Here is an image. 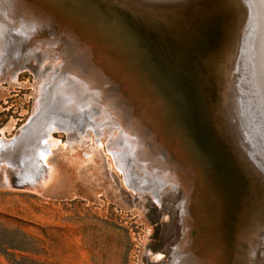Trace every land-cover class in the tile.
<instances>
[{
	"label": "bare ground",
	"instance_id": "6f19581e",
	"mask_svg": "<svg viewBox=\"0 0 264 264\" xmlns=\"http://www.w3.org/2000/svg\"><path fill=\"white\" fill-rule=\"evenodd\" d=\"M100 1L105 9L109 8L108 1ZM28 2L0 0V64L17 77L38 51L57 59L58 70L50 77L52 93H48L47 98V113L54 116L48 121L49 131L44 137L67 129L66 122L76 112L80 117L79 126L88 120V126L97 130L98 125L103 124L100 121H105L118 129L119 134L108 151L130 189L138 194L148 192L158 203L163 192L183 189L184 233L174 255V264H188V260L180 257L188 254L191 246L190 231L195 226L192 220L197 226L193 235L208 234L214 242H204L207 245L202 250H209V255L205 259L200 253L190 257L191 264H233L230 252L220 242L224 237L217 231L219 226L226 225L223 228L229 234L226 218L234 211L237 188L241 186L237 181L240 170L233 168V164H237L235 168H241V176L246 175L242 179H248V185L244 186H249L250 191L236 264H264V133L261 132L264 128L257 125L260 117H264V0H123L121 14L127 13L133 22L120 19L121 15L106 14L103 27L117 37L139 28L140 39L131 47L121 39L123 46L117 48L122 53L112 51L110 55L107 54L110 45L97 42L92 31L79 24L76 26L73 19L64 27L54 28L53 22L57 20L51 18L58 11L50 1L38 2L39 6L35 4L36 17L29 16L33 26L29 24L30 28H26L18 19H22L21 13L28 8L25 7ZM193 17L196 19L191 21ZM213 17L219 20L218 32L223 35L219 46L212 56L188 68V49L191 45L203 44L199 33L196 37L191 38V35L195 34L196 27L199 30ZM15 41L26 43L14 51L18 57L12 58L3 52ZM190 42L194 43L188 45ZM12 49H16V44ZM121 56H127L130 62H121ZM138 56L145 63L138 61ZM149 60L160 61L167 69L155 67L148 63ZM134 69L144 73L142 79L132 74ZM154 74L174 80L173 85L176 79L181 82L188 77L199 86L196 104L199 123L212 142L226 153L228 168L233 170L228 177L229 183L228 178L218 177L221 176L219 172L211 179L206 180L205 174L202 178L204 170L194 165V160L190 161L180 138L186 123L178 119L181 116L168 102L165 89L161 87V93H156L161 99L155 100L157 95H152L149 87V84H157ZM141 80L145 82L140 83ZM163 83L167 90L174 88ZM56 87L57 93H54ZM251 100L257 104L249 106ZM253 104L259 107L256 112ZM249 110L258 118H253L254 113ZM37 137L33 144L37 140L39 143L32 147L33 152L21 156L22 160L27 159L22 167L18 166L21 174L14 165L5 171L12 187L14 176L19 184H25L22 190L39 192L48 182L52 174L48 163L49 148ZM12 143L14 140L0 138V153ZM214 179L227 182L226 195L217 189ZM192 190L193 196H190Z\"/></svg>",
	"mask_w": 264,
	"mask_h": 264
},
{
	"label": "rangeland",
	"instance_id": "374dc122",
	"mask_svg": "<svg viewBox=\"0 0 264 264\" xmlns=\"http://www.w3.org/2000/svg\"><path fill=\"white\" fill-rule=\"evenodd\" d=\"M25 43L15 41L16 49L7 46L3 53L16 58L14 51ZM52 58L36 52L17 77L0 64V138L14 140L0 153V264H174L184 233L183 189L163 192L160 203L130 189L108 151L118 129L105 121L99 130L88 120L79 126L76 112L67 129L44 137L54 116L47 113L58 70ZM260 119L257 125L264 128ZM37 135L49 148L52 174L46 187L39 192L12 187L5 171L14 165L21 174L18 166L27 162L21 156L33 152Z\"/></svg>",
	"mask_w": 264,
	"mask_h": 264
},
{
	"label": "water",
	"instance_id": "95a60500",
	"mask_svg": "<svg viewBox=\"0 0 264 264\" xmlns=\"http://www.w3.org/2000/svg\"><path fill=\"white\" fill-rule=\"evenodd\" d=\"M27 1L29 2L25 7L28 6V8L21 13L22 19L21 18L18 19L23 26L25 27L27 26L26 28H30L29 24L33 26V22H30L32 17L30 18L29 16L32 15L33 17H36L35 6L36 5L39 6L38 2L50 1L53 5H55L56 11H58L57 14L51 18V20L53 21L57 20L56 22H53L54 28L59 29L61 27H64L67 25L66 22L68 20L73 19L76 26L79 24L78 26L82 25L83 27H87L88 28L87 30L92 31L94 39L97 42H100V44L102 45L103 44H107L108 46L110 45L111 48L109 49L110 51L107 53L108 55H110V52L112 51L114 53L117 52L122 53L121 49L117 48L119 46L121 47V45L123 46L121 39L125 43H128L130 47L131 45L135 44V41L136 43H138L137 40L140 39V36L138 34L139 28L138 29L136 28L135 31H133V28L132 29L130 28L131 30L128 31L129 32L128 35L125 34L117 37L111 34V32L108 30H106L107 31L106 32L105 28L103 27L106 20V14L111 16L121 15L120 19H124L126 22H133L131 17H129L128 19V16L126 15L127 13H124V15L121 14L122 12H124L123 8L121 7V5L124 4L123 0H105L108 1L110 4L108 9H105V4L104 3L102 4L100 0H27ZM12 2H15V0L14 1L12 0ZM70 11L73 13H71ZM24 15L26 17H24ZM195 19L196 18L193 17L191 21H194ZM222 21L223 19L221 17L220 22L223 23ZM218 22L219 20L213 17L212 20H209L208 23L201 26L199 30L196 27L197 31L195 30V34L191 35V38L192 36L196 37L197 34L199 33L198 38L199 40L201 39L200 43L203 42V44L202 45L200 44V46L199 44L198 46L195 44L192 46L191 44H193L194 42L193 43L190 42V44H188L191 45V47L188 49L189 52L187 56L188 68L194 67L195 63H198L200 59L204 61L205 58L207 59L210 56H212V53H214V51L219 46V43L223 35L221 32L220 33L218 32V29H220V26H218ZM136 58L138 59V61L142 59L140 56ZM124 60L126 61L129 60L130 62V59H128L127 56L121 58V62L126 63V61ZM141 61L145 63V61L143 60ZM154 61L155 60L153 61L149 60L148 63L155 67L161 66V68L167 69L163 65H161L160 61L158 63ZM167 61L169 63H172L170 59H167ZM132 71L134 72L132 73L134 76L138 75L139 79H142L140 78L143 77L144 74L142 71L141 73L139 69H134ZM145 72H147V70ZM190 73L191 76L193 75L195 76V73L193 72ZM145 75L147 77L149 74L145 73ZM148 78L151 79L150 76H148ZM154 78L157 81L156 86H154L153 84H149V83L148 84L149 87L152 88V95L154 94L157 95V97H155V100L161 99V95L156 94V93H161V87L165 89V93H167L168 102L173 105V108H175V110L179 113V116H181L178 119H181V121L183 120L186 123L184 124L186 125L185 130L184 128L183 130L181 129L182 130V133L180 134V138L182 140L181 145L182 148H185V151L187 150L186 153H189L188 158L190 159V161L194 160L195 161L194 165H198L199 168L204 170L205 173L202 174V178L206 177L205 178L206 180L211 179L216 174V172L221 173V176H218L221 177V179L228 178L233 170L232 168H228L229 162L227 161L228 158L226 157V153H224L222 149L220 150L212 142L211 138L207 136L204 127H202L199 123V115L197 109L198 107L196 105L198 102L197 94H198L199 86H197L195 81L194 82L190 81L188 77H187L188 79L185 77V80L181 82H179V80L176 79L175 81L176 85H173L174 80L165 77L164 75L162 77L155 75ZM197 79L198 78L196 77V80ZM142 81L143 83L145 82L144 80H141L140 83H142ZM163 82H167L168 86L174 88L167 90L166 84H164ZM204 89L205 91L208 90L205 87ZM235 166L238 167V165L233 164L234 170L235 171L240 170V173H242L241 168L237 169L235 168ZM240 173L237 172V176H239L237 181L240 182L241 186L237 188L238 197L237 200L234 202V211H232V213L226 218L228 220L227 227L229 228L228 230L229 234H227L226 229L223 228L224 226L226 227V225L219 226V231H217L218 234L221 235V237H224V239H221L220 242H222L223 245H225L228 251L230 252L229 255L231 257L230 256L229 257L231 258L233 264H236V255L240 250V243H241L240 238L243 235L242 234L244 228L243 222L245 221V217H246L244 212L246 211L247 205L249 203L248 195L250 191L249 186H244L245 183L248 185V179L247 178L246 180L242 179L245 178L246 175L241 176ZM204 174L206 176L203 177ZM242 181L244 182L242 183ZM12 182H13V186L17 189H22L25 185L22 183L19 184L16 176L12 177ZM227 182L228 183L230 182V178L227 179ZM214 183L217 186V189H219V191L222 192L223 195H226L227 193L225 186L226 184L223 182H216L215 179H214ZM193 192L194 190H192L190 196L191 194L193 196ZM192 224L195 226L190 231L191 246L189 248L188 254H184L180 257L183 260H188V264L192 263L190 257L199 256V253L201 257L205 259V257H207L206 255H209V250L207 249L202 250L203 246L207 245L204 242H209V243L214 242L212 238L208 237V234L206 236L201 233H198L197 235L196 234L193 235V232L195 231V229H197L196 228L197 226L194 223V220H192ZM227 238L229 239V241H227Z\"/></svg>",
	"mask_w": 264,
	"mask_h": 264
}]
</instances>
